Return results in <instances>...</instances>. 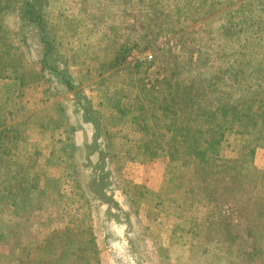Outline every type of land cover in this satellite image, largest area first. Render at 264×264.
Returning <instances> with one entry per match:
<instances>
[{"label": "rangeland", "instance_id": "374dc122", "mask_svg": "<svg viewBox=\"0 0 264 264\" xmlns=\"http://www.w3.org/2000/svg\"><path fill=\"white\" fill-rule=\"evenodd\" d=\"M44 1L0 0V264H264V0Z\"/></svg>", "mask_w": 264, "mask_h": 264}, {"label": "trees", "instance_id": "16d2710c", "mask_svg": "<svg viewBox=\"0 0 264 264\" xmlns=\"http://www.w3.org/2000/svg\"><path fill=\"white\" fill-rule=\"evenodd\" d=\"M36 1H38V0H21V2H20L21 4H20L19 32L21 35H22V32H23V35H25V33L32 32V31H36L39 33H42L44 31L45 20H44V13L43 12H44L45 1L43 2V4H42V0H39V4H37ZM37 6L39 8H37ZM1 10L2 9H0V11ZM35 23L37 24L36 27L34 26ZM53 90H55V88H53ZM85 114H86L87 118L89 119V121L91 123H93L94 122L93 118L89 115V113L87 111H85ZM4 131L5 130H0V133L4 132ZM203 131H200V133L205 134L207 132L208 137L211 136L210 140L206 141L209 146L211 145L212 142H216L218 140L219 131H218V122L217 121H215L213 123H208V126ZM217 133H218V135H217ZM185 140H187V137ZM193 140L196 141V138L194 139V137H192V139H191L190 137H188V141H193ZM71 147H72V149L83 148L82 146H76V144H74V142L72 140V136H71ZM73 165H75V164H73Z\"/></svg>", "mask_w": 264, "mask_h": 264}, {"label": "crops", "instance_id": "0c3cea01", "mask_svg": "<svg viewBox=\"0 0 264 264\" xmlns=\"http://www.w3.org/2000/svg\"><path fill=\"white\" fill-rule=\"evenodd\" d=\"M81 111H73L69 117L74 126L72 140L76 146L88 145L95 140V129L86 114Z\"/></svg>", "mask_w": 264, "mask_h": 264}, {"label": "water", "instance_id": "95a60500", "mask_svg": "<svg viewBox=\"0 0 264 264\" xmlns=\"http://www.w3.org/2000/svg\"><path fill=\"white\" fill-rule=\"evenodd\" d=\"M56 86H57V88H60L62 85L59 83V84H57Z\"/></svg>", "mask_w": 264, "mask_h": 264}, {"label": "built area", "instance_id": "2783aa9c", "mask_svg": "<svg viewBox=\"0 0 264 264\" xmlns=\"http://www.w3.org/2000/svg\"><path fill=\"white\" fill-rule=\"evenodd\" d=\"M151 55H148V58H150Z\"/></svg>", "mask_w": 264, "mask_h": 264}]
</instances>
